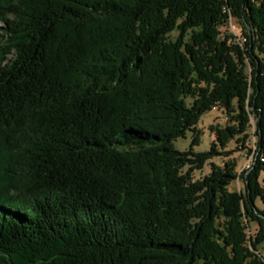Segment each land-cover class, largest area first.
I'll return each mask as SVG.
<instances>
[{
  "label": "trees",
  "instance_id": "16d2710c",
  "mask_svg": "<svg viewBox=\"0 0 264 264\" xmlns=\"http://www.w3.org/2000/svg\"><path fill=\"white\" fill-rule=\"evenodd\" d=\"M0 264H264V0H0Z\"/></svg>",
  "mask_w": 264,
  "mask_h": 264
},
{
  "label": "rangeland",
  "instance_id": "374dc122",
  "mask_svg": "<svg viewBox=\"0 0 264 264\" xmlns=\"http://www.w3.org/2000/svg\"><path fill=\"white\" fill-rule=\"evenodd\" d=\"M222 32L226 36L232 35V37H240L241 29L238 23L234 20H231L230 24L227 28H223ZM175 36V33L172 34V37ZM228 122L227 117L225 116V111L222 108L217 109H211V111H208L204 113L197 125H196V133L198 134L199 138V145L194 146L193 150L196 153L206 152L210 149L211 144L215 143V133L212 132L210 129H214L215 127H224ZM254 121L251 119L250 121V128L248 129V134L250 135V138L248 139L246 143V149L240 148V143L237 144L234 141L230 142L227 147L224 150H219L220 153H226V155L220 156L218 158L212 159L209 163H213L214 165L222 167L225 163L233 162L237 166V172L241 173L244 170H248L251 165H253L255 156H254ZM195 134H192V132H187L185 138L178 139L174 142V147L176 150L180 152H184L189 149L190 144L194 138ZM250 150V152H248ZM228 153V154H227ZM209 163L201 170L196 171L193 173V179H201L204 176L208 175L210 172V166ZM228 191L230 192H242L243 191V182L241 179L233 181L229 187ZM248 235L253 238L254 235L257 233V227L255 224H249Z\"/></svg>",
  "mask_w": 264,
  "mask_h": 264
},
{
  "label": "built area",
  "instance_id": "2783aa9c",
  "mask_svg": "<svg viewBox=\"0 0 264 264\" xmlns=\"http://www.w3.org/2000/svg\"><path fill=\"white\" fill-rule=\"evenodd\" d=\"M231 22V21H230ZM234 42L235 43H240V44H244L246 42V38H244L243 36L240 37H235L234 38ZM217 109V107H214V110Z\"/></svg>",
  "mask_w": 264,
  "mask_h": 264
}]
</instances>
